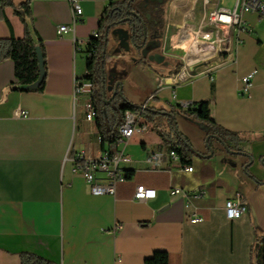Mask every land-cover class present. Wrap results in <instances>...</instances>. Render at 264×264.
<instances>
[{"label":"crops","instance_id":"1","mask_svg":"<svg viewBox=\"0 0 264 264\" xmlns=\"http://www.w3.org/2000/svg\"><path fill=\"white\" fill-rule=\"evenodd\" d=\"M11 1L18 7L26 0ZM114 1L123 0H81L82 17L72 26L66 0H31V22L45 63L42 91H10L13 62H0V264H20L21 254L50 264H251L255 234L264 235V24L253 14L243 15L246 31L234 60L215 69L212 79L201 67L176 64L179 31L198 25L200 15L191 18L197 0L167 5L160 47L149 52L162 61L142 63L131 49L106 57L104 66L115 62L127 72L128 81L123 77L117 89L129 103L169 113L182 104L208 101L214 123L237 135V142H229L237 150L227 153L215 140L213 150L198 123L173 112L177 132L199 154L184 165L176 153L177 159L167 155L158 135L169 132L167 117H153V123L142 119L147 132L125 144L101 147L96 121H85L83 98L73 95L74 80L86 74V42L97 32L101 12ZM220 1L231 9L235 0ZM5 16L0 39L23 38L20 16L12 8L5 9ZM60 26L69 28L61 36ZM113 43L109 36L108 45ZM249 74L251 85L242 95L241 79ZM104 76L108 99L117 89L114 79L107 82L106 70ZM119 150L129 158L120 168L131 176L117 186L115 196L92 194L71 170L77 154L94 158ZM154 153L164 156L147 162ZM137 185L154 189L155 198L133 200ZM170 187L186 196L198 191L204 196L186 199L171 195ZM235 194L242 196L245 211L228 220L225 202ZM194 217L201 221L191 222Z\"/></svg>","mask_w":264,"mask_h":264},{"label":"trees","instance_id":"2","mask_svg":"<svg viewBox=\"0 0 264 264\" xmlns=\"http://www.w3.org/2000/svg\"><path fill=\"white\" fill-rule=\"evenodd\" d=\"M172 0H123L110 2L109 5L101 12L98 20L97 32L101 35L99 39H90L86 53H90V57L86 58V74L84 79L89 83L93 104L97 111L96 126L98 129L101 147L104 145L112 148L117 144V128L123 123L124 115L134 114L146 122L153 123V117H167L169 123V132L158 131L159 137L163 141V145L178 155L184 165L189 164L192 155H199L180 133L177 132L174 122V113L183 116L189 120L198 123L205 132L207 145L212 148L211 142L218 141L221 149L227 153H232L236 148L230 147L229 142H237V135L231 133L219 126L209 116L208 101L197 104L187 105L183 109L176 106L174 111L165 113L163 111H152L129 103L123 96L119 94V89L114 90L113 98L105 97L104 89V63L107 56H117L119 53H125L123 48L119 46V37L117 34H111L113 40L112 46L108 45V37L112 30L123 25L129 27L128 44L130 46H151L159 47L164 33L165 14L167 5ZM30 2L26 0L24 3L15 7L11 0H0V21L7 22L5 9L12 8L21 18L24 25L23 38L16 39L13 37L0 39V62L11 60L13 62L14 81L9 84V90L13 92H40L43 90L45 76L34 90L29 87L38 79V64L35 55V47L38 46L42 53V42L37 36L36 31L31 22ZM108 30V36L105 33ZM131 35V36H130ZM128 50V51H129ZM43 56V53H42ZM44 63V57H43ZM45 64V63H44ZM180 65V64H179ZM178 65V67H179ZM45 69V67H44ZM114 88V86H113ZM119 104L113 106V101ZM108 102V103H106ZM200 105L199 111L196 106ZM157 127V125H155ZM171 134L173 139H171ZM173 140H176L174 142ZM112 155V153H110ZM261 165L264 169V159L261 158ZM247 165H245V168ZM131 176L130 172H125L126 179ZM256 252L253 251L255 244H259ZM254 259L251 264H264V235L259 237L255 234V242L252 246ZM20 264H50L46 260L30 254L20 255Z\"/></svg>","mask_w":264,"mask_h":264},{"label":"built area","instance_id":"3","mask_svg":"<svg viewBox=\"0 0 264 264\" xmlns=\"http://www.w3.org/2000/svg\"><path fill=\"white\" fill-rule=\"evenodd\" d=\"M70 6L72 14V26H74L82 17V9L80 7L81 0H66ZM220 0H197L195 8L200 5V18L198 25L191 27L184 26L179 31L178 42L176 44L182 50L179 58L180 68L195 66L201 67L209 78L212 79V73L215 69L226 63H231L235 56V47L240 43V34L246 31V25L243 15L253 14L264 24V0H235L233 8L229 9L221 6ZM197 11L191 13L192 21L196 20ZM69 30L66 26H60L57 34L61 36ZM101 35L93 32L90 39H99ZM90 39L86 42L88 45ZM90 53H86V58L90 57ZM202 70V71H203ZM252 75L249 74L241 79V94L246 95L251 85ZM73 95L76 98H83L84 119L86 122L93 123L97 117V111L93 104L92 90L89 83L84 79H75L73 82ZM151 95L148 100H152ZM143 106H146L143 104ZM183 109L187 108V104H182ZM21 116V114H16ZM149 125L141 118L134 114L124 115L123 123L117 128V144H125L135 134L147 132ZM169 157L177 159L173 151L167 154ZM163 153L151 154L147 162L159 161ZM72 172L79 174L89 186V190L94 195H116L117 186L126 181L125 173L120 168V164L128 163L127 158L122 150L110 154L101 152L94 158H85L82 154H77L71 160ZM184 171L192 172V167H185ZM101 175V176H100ZM171 195H184L186 199H198L204 196L203 191H198L190 195L185 194L180 188L170 187ZM156 191L143 185H137L132 196L133 200L138 202H146L154 199ZM245 211L242 202V196L235 194L232 199L225 202L224 212L228 220L238 219ZM193 223L201 221L200 217L190 219Z\"/></svg>","mask_w":264,"mask_h":264},{"label":"water","instance_id":"4","mask_svg":"<svg viewBox=\"0 0 264 264\" xmlns=\"http://www.w3.org/2000/svg\"><path fill=\"white\" fill-rule=\"evenodd\" d=\"M111 34H117L119 37V47L123 48L124 51H128L129 50V44H128V39H129V34L128 31H123L120 28H115L114 30H112L110 32ZM108 36V30L105 33V37ZM131 36V35H130ZM149 45L146 46L145 50L142 51L141 55L144 58H147L148 61H154V62H160L163 60V58L161 56H159L158 54H151L149 56H147L148 52L158 49L159 47H154V46H150ZM35 55H36V60H37V64H38V79L36 80V82L34 84H32L29 89L34 90L37 87H39V85L41 84L44 76H45V69H44V63H43V56L41 53V50L38 46L35 47ZM115 89L117 88H121V84L120 83H116L114 86ZM120 90H119V94H120ZM114 94L112 95L111 98H113ZM107 103V102H106ZM200 109V105L196 106V110L199 111ZM207 145V143H206ZM207 147L209 148V146L207 145ZM212 155V151L210 150V156ZM258 249V244L255 245V251Z\"/></svg>","mask_w":264,"mask_h":264},{"label":"rangeland","instance_id":"5","mask_svg":"<svg viewBox=\"0 0 264 264\" xmlns=\"http://www.w3.org/2000/svg\"><path fill=\"white\" fill-rule=\"evenodd\" d=\"M222 3L227 5L229 3V0H222ZM200 11H202V7L200 5H198L197 13L199 15L201 14ZM124 26L126 27V31H128V27L126 25H124ZM109 36H111V33L109 34ZM179 50H180L181 55H182V50L181 49H179ZM136 56L139 57L141 60V57L138 54ZM178 63H179V61L177 60L176 64H178ZM103 69L106 70V80L108 83L110 82V80L114 79L115 84L120 83L122 85V78L123 77H125L124 79H126V81H128V79H129V77L126 76L127 72L126 71L124 72V69H122L121 67H118V65L115 64V62H110L109 64H106V66H103ZM111 87H112L111 84L106 85V93H109V91L111 90ZM112 104H113V106H116L119 103L115 100V101H113ZM211 145H212L213 150H214L215 146H217L214 141L211 142Z\"/></svg>","mask_w":264,"mask_h":264},{"label":"flooded vegetation","instance_id":"6","mask_svg":"<svg viewBox=\"0 0 264 264\" xmlns=\"http://www.w3.org/2000/svg\"><path fill=\"white\" fill-rule=\"evenodd\" d=\"M124 26V25H123ZM127 26V25H126ZM128 27V26H127ZM117 28H119V27H117ZM128 29H129V27H128ZM151 46V44H149V47ZM148 47V48H149ZM145 48H146V46H140V45H136V46H130V49H131V51L132 52H134L136 55L138 54L140 57H141V61H142V63H144L145 61H144V57H142V55H141V53H142V51L143 50H145ZM149 55H151V54H149V52H148V54H147V56H149ZM139 58V57H138ZM147 61H148V59L147 58H145ZM139 60H140V58H139Z\"/></svg>","mask_w":264,"mask_h":264},{"label":"bare ground","instance_id":"7","mask_svg":"<svg viewBox=\"0 0 264 264\" xmlns=\"http://www.w3.org/2000/svg\"><path fill=\"white\" fill-rule=\"evenodd\" d=\"M142 108H145V106H142Z\"/></svg>","mask_w":264,"mask_h":264}]
</instances>
